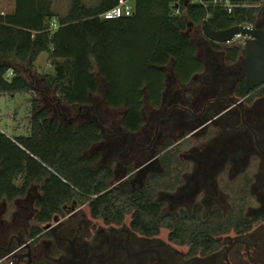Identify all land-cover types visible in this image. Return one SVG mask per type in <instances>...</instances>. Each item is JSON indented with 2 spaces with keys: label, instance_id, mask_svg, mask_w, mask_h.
<instances>
[{
  "label": "trees",
  "instance_id": "trees-1",
  "mask_svg": "<svg viewBox=\"0 0 264 264\" xmlns=\"http://www.w3.org/2000/svg\"><path fill=\"white\" fill-rule=\"evenodd\" d=\"M231 1L246 4L248 0ZM117 2L98 0L91 5L72 0L61 14L51 0H15L13 10H0V94H31L28 133H8L0 127V199L25 196L33 182L41 183L35 212L38 223L31 228V237L68 202L80 199L106 223L121 224L131 213L134 230L155 235L167 228L170 240L189 246V255H209L222 246L217 234L240 227L247 230L253 220L224 217L220 210L214 217H184L185 213L170 217L173 214L161 212L153 189L131 188L126 183L111 187L113 168L97 165L100 154L91 151L102 138L99 125L89 119L77 123L52 116L18 64L33 68L39 55L48 52L54 71L44 81L70 105H93L99 74L106 81L105 104L124 107L121 124L137 131L144 123L145 100L154 106L162 102L170 63L178 80L186 83L205 69L197 43L186 34L190 22L208 21L215 29L255 25L261 7L241 5L229 13L213 0H135L132 15L101 17ZM210 43L224 51L228 63L244 54L243 46ZM235 91L240 97L249 93L244 79L237 82ZM256 94H264V84Z\"/></svg>",
  "mask_w": 264,
  "mask_h": 264
},
{
  "label": "flooded vegetation",
  "instance_id": "flooded-vegetation-1",
  "mask_svg": "<svg viewBox=\"0 0 264 264\" xmlns=\"http://www.w3.org/2000/svg\"><path fill=\"white\" fill-rule=\"evenodd\" d=\"M258 19L255 25L264 26L263 13ZM241 57L245 60L241 54L236 62ZM224 61L227 62L225 57ZM242 66L225 76L222 69L226 67L222 65L211 78L199 73L187 83L179 81L174 71H167L162 102L159 106L144 102V123L137 131L121 124L124 107H119L118 123L96 117L100 103L87 105L85 114L89 117L93 111L91 119L97 118L102 125V138L91 148L100 154L97 165L111 166L108 160L117 161V167L124 170L122 178L113 183L116 172L111 166V187L126 183L131 188L153 189L155 200L162 204L161 212L173 214L170 217H183L184 213V217H214L218 210L224 217L232 216L224 214L229 204L224 205L220 199L218 186L224 164L231 161L238 197L230 204L235 206L233 217L253 220L249 229L240 227L217 234L225 242L206 256L189 255V246L185 245L187 248L181 251L184 261L171 262L158 246H145L160 232L144 235L134 230L130 226L131 213L125 215L121 224L106 223L103 218L90 212V217H86L76 206L71 209L66 204L63 215L57 214L32 237L30 264H264V110L257 103L251 107L243 104L264 94H256L261 84L244 97L237 95L236 84L244 76L230 78L239 74ZM147 105L152 108L155 123L146 122ZM209 123L222 127L217 137L201 146L181 149V142ZM176 129L184 131L179 139L172 137ZM166 203L169 210L165 209ZM98 219L102 222L97 226L94 222ZM175 249L179 251L178 247Z\"/></svg>",
  "mask_w": 264,
  "mask_h": 264
},
{
  "label": "rangeland",
  "instance_id": "rangeland-1",
  "mask_svg": "<svg viewBox=\"0 0 264 264\" xmlns=\"http://www.w3.org/2000/svg\"><path fill=\"white\" fill-rule=\"evenodd\" d=\"M52 7L58 13L64 14L68 11L71 6L72 0H51ZM87 4H95L98 0H84ZM246 5L259 6L261 9L259 13L264 15V0H248ZM15 0H0V10L9 12L14 9ZM261 17V16H260ZM262 18V17H261ZM259 21V19H258ZM190 31L192 39L198 45V55L205 61V69L202 72V75H205L206 78H211L213 74L216 75L218 70H221L220 66L226 67L225 70L222 69V72L225 76L231 75L234 72H237L243 62L244 58L241 57L240 60L236 63H229L224 61L225 53L222 49H215L210 43V39L204 34L202 29V24H195L190 26ZM222 43L223 42H219ZM227 44V43H226ZM224 45V44H223ZM230 45V44H228ZM23 74L29 78L36 88L39 91V95L43 100V104L47 105L52 116H58L61 120L72 119L77 123L82 122L85 119L93 117L94 112L92 111L89 114V117H86L87 107L83 106L80 108V105L76 104H67L65 103L58 94L54 91V88L46 84L44 81V76L50 74L54 71V65L51 62L48 52H43L41 56L34 62V67L30 68L29 65L23 63L18 64ZM218 66V67H217ZM217 67V70L215 69ZM220 68V69H219ZM169 73H172V64L170 63L166 67ZM219 72V71H218ZM10 73V71H9ZM12 76V74H10ZM99 78V90L97 93L92 95L93 105L100 103V110L96 113V117H99L100 120H114V123H118L120 120V109H111L107 107L104 102V94L106 90V81L103 77L97 74ZM188 87V85H186ZM220 88V86H218ZM38 93V92H37ZM30 93H16L14 94H0V127L3 128L8 133H25L29 128L30 123V111H31V102H30ZM147 104L148 101L145 100ZM254 103L264 110V96L256 95L252 102H248V105L243 102L245 107H251ZM152 108L149 105L146 106L145 116L146 122L148 124L155 123V119L151 114ZM222 131L221 126H215L214 123H209L206 128L201 129L194 136L186 138L183 142L179 144L181 149L189 150L193 145L201 146L204 143H209L212 138L217 137ZM183 130L176 129L172 135L173 139H179L183 134ZM186 132V131H185ZM27 134V132L25 133ZM118 160V159H117ZM115 169V179L113 183H117L123 176V169L117 167V161H107ZM122 168V167H120ZM232 162L228 161L224 164L222 181L219 183V190L221 191L220 199L223 201L224 205H228L229 208L227 212H224L225 216L232 215L234 216L235 206L231 203L237 199V194L235 193V182L232 178ZM42 194L41 183L33 182L30 186L28 193L25 196L15 197L13 199H7L3 197L0 199V256L5 253V250L9 247H15L18 240H32L30 235V227L37 224L35 218V212L37 210L36 198ZM67 206L71 209L73 206L79 208V213H85L89 215V209L86 202H82L80 199H77L76 202H68ZM165 209L169 210L170 207L168 203L165 204ZM66 209L62 211V215L65 213ZM225 211V209H224ZM19 213V215H18ZM21 213V214H20ZM102 220H95V225H99ZM39 225V224H38ZM106 228V227H105ZM218 239L221 241V244L224 239L222 236H218ZM154 244L161 249V252L164 257H166L171 262H183L182 250L186 249L185 245L178 244L169 239V230L167 228H162L160 235L157 238H154L151 242L145 244L150 245ZM226 244V243H225ZM179 248V251L175 249ZM4 248V249H1Z\"/></svg>",
  "mask_w": 264,
  "mask_h": 264
},
{
  "label": "water",
  "instance_id": "water-1",
  "mask_svg": "<svg viewBox=\"0 0 264 264\" xmlns=\"http://www.w3.org/2000/svg\"><path fill=\"white\" fill-rule=\"evenodd\" d=\"M190 24H192L190 22ZM202 29L204 34L213 41L216 42H227L231 40L237 34L248 35L249 38L244 46V64L242 70L239 74L232 76L230 80L238 77L244 76L246 90L251 91L257 86L264 83V28L256 25L247 26L236 24L224 29L213 28L208 21L202 24ZM190 33V29L186 31V34ZM85 105H80L82 108ZM98 124V120L90 119ZM100 127L101 124H98ZM25 254L28 260L25 264H30L31 262V247Z\"/></svg>",
  "mask_w": 264,
  "mask_h": 264
},
{
  "label": "built area",
  "instance_id": "built-area-1",
  "mask_svg": "<svg viewBox=\"0 0 264 264\" xmlns=\"http://www.w3.org/2000/svg\"><path fill=\"white\" fill-rule=\"evenodd\" d=\"M192 1H201V0H192ZM214 3L224 6L229 13H233L234 8L241 5L234 3L231 0H213ZM135 9V0H118V2L108 10L101 13V17L104 18H118L123 16H130L134 13ZM5 11H2L4 13ZM55 21H53V27H57ZM247 26H253L254 24H242ZM248 35L237 34L231 40L225 42L230 45L245 46ZM12 74V70L10 73ZM31 240L18 241L15 247H9L5 250V253L0 256V264H25L28 260V257L25 255L28 251V246L30 245Z\"/></svg>",
  "mask_w": 264,
  "mask_h": 264
},
{
  "label": "crops",
  "instance_id": "crops-1",
  "mask_svg": "<svg viewBox=\"0 0 264 264\" xmlns=\"http://www.w3.org/2000/svg\"><path fill=\"white\" fill-rule=\"evenodd\" d=\"M191 33H192V32L190 31V34H191ZM42 53H43V52H42ZM42 53H41L39 56H41V55H42ZM14 96H15V94H14ZM100 103H101V102H100ZM85 106H87V105H85ZM119 109H121V108H119ZM3 130H4V129H3ZM28 131H29V128L27 129V131H26V132L28 133ZM26 132H25V133H26ZM13 133H14V132H13ZM25 133H23V134H25ZM16 134H21V133H16Z\"/></svg>",
  "mask_w": 264,
  "mask_h": 264
}]
</instances>
